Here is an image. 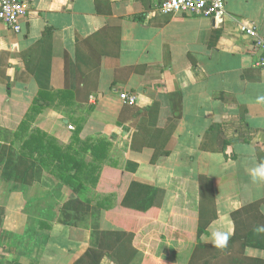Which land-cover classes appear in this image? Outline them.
Here are the masks:
<instances>
[{
  "label": "crops",
  "instance_id": "crops-1",
  "mask_svg": "<svg viewBox=\"0 0 264 264\" xmlns=\"http://www.w3.org/2000/svg\"><path fill=\"white\" fill-rule=\"evenodd\" d=\"M19 1L28 7L21 31L0 24V103L29 107L41 91L70 90L73 94L45 108L32 128L65 147L80 123L79 139L109 141L107 164L131 173L139 183L167 189L173 180L210 178L217 219L201 236L202 243L214 244L215 230L230 237L231 212L247 204L260 201L264 218V182L253 183L248 172L264 162V102H257L264 97V69L256 66L260 51L255 40L239 30L240 25L254 27L264 39V0H224L221 21L163 15L158 7L167 0ZM122 92L134 95L136 104L123 106ZM141 120L152 130L171 131L166 156H156L151 148H130ZM212 126L226 141L218 153L206 151ZM19 194L24 201L21 193L2 199L0 263L18 259L29 264L35 257L38 264L77 260L64 250H58L60 259L48 258L52 233H46L39 256L32 251L24 256L27 208L22 199L14 203ZM174 198L167 190L159 222H167ZM85 237L72 242L84 249L89 247ZM244 256L264 259V249L246 248ZM100 263L111 264L108 259Z\"/></svg>",
  "mask_w": 264,
  "mask_h": 264
},
{
  "label": "trees",
  "instance_id": "trees-1",
  "mask_svg": "<svg viewBox=\"0 0 264 264\" xmlns=\"http://www.w3.org/2000/svg\"><path fill=\"white\" fill-rule=\"evenodd\" d=\"M86 74L88 71L81 73ZM72 94L70 90L41 91L29 107L10 101L0 103V125L6 127L7 120L13 121L14 138L19 142L17 150H12L10 144H0V187L3 186L6 196L21 193L31 211L27 212L23 230L24 256L28 257L31 251L39 256L47 235L45 230L51 229V222L60 213H88L87 194L92 191L108 195L105 203L109 204L102 210L95 247L87 248L72 264H100L104 258L111 264H264V259L244 256L246 248L264 249V231H257L264 227L260 201L231 212L234 229L226 247L202 243L201 236L217 219L210 178L200 176L195 182L173 180L167 189L139 183L131 173L107 164L109 141L102 137L79 139L80 123L65 147L32 128L45 108ZM4 113L6 120L2 119ZM218 130V126L210 127L206 151L218 153L226 145ZM170 136L171 131L152 130L141 120L130 148H151L156 156H166ZM37 185L47 190L46 196L35 195L43 194ZM32 189L35 192L30 196ZM167 190L175 198L171 214L163 224L158 221V213ZM4 214L1 201L0 229ZM44 214L51 220H46ZM37 258L30 260V264H38ZM8 264H19L18 259Z\"/></svg>",
  "mask_w": 264,
  "mask_h": 264
},
{
  "label": "rangeland",
  "instance_id": "rangeland-1",
  "mask_svg": "<svg viewBox=\"0 0 264 264\" xmlns=\"http://www.w3.org/2000/svg\"><path fill=\"white\" fill-rule=\"evenodd\" d=\"M7 125H6V130H2V128L0 127V144H5V145H11V149L12 150H17L19 147V142L14 138V133H15V129L11 127V125L14 123L13 121H6ZM2 186V185H1ZM38 186V190L39 192L43 193L40 194L38 192V194L35 193V195H38L40 197L42 196H46V192L44 193L45 189L40 186ZM35 190L32 189V191L30 192V196L32 193H34ZM6 192L2 187H0V203L2 201L3 198H5ZM9 195V194H8ZM96 194H94V192L91 191L90 194H87V198L89 199V212L86 214H63L60 213L56 219H54V222L51 225L52 228V232H48V230H46L45 232L50 235V233L53 234L54 238L53 241L50 242L51 245H49V250L48 253L50 255H48V258L51 260L54 259H60V256L58 254V250L60 252L67 251L70 254V259H74L75 257H80L87 248L89 247H95L96 245V241L98 238V233H99V227H101V218H103V214L104 212L102 210H104L106 208V206H108L109 203H105V199L106 197H97L95 196ZM29 197H26V199ZM22 197L21 195H16L13 196V201L16 205H18L19 203H21L23 201H21ZM12 201V202H13ZM26 200L24 199L23 201V205L25 206L24 209H26V212H31L29 211L28 205L25 202ZM26 205H25V203ZM115 202L110 203L111 205H114ZM29 204V203H28ZM36 209V208H34ZM40 212V211H38ZM46 215V214H44ZM46 220L51 218L49 216L46 215V217H44ZM50 230V229H49ZM83 232H86V234H83ZM82 235H86V241L87 244L89 243V247L87 246L86 248L82 249V247L80 248V244H76L73 243L72 241H77L78 236H82ZM82 238V237H81ZM47 239V238H46ZM44 239V240H46ZM82 241V239H81ZM83 242V241H82ZM84 243V242H83ZM81 243V244H83ZM24 248L26 247V242H24ZM55 255V256H54ZM11 257H13V255L11 254ZM63 259H67V258H63ZM104 259H108V258H104ZM52 261H49L48 264H51ZM30 264V262H29ZM42 264V263H41ZM101 264V263H100Z\"/></svg>",
  "mask_w": 264,
  "mask_h": 264
},
{
  "label": "built area",
  "instance_id": "built-area-1",
  "mask_svg": "<svg viewBox=\"0 0 264 264\" xmlns=\"http://www.w3.org/2000/svg\"><path fill=\"white\" fill-rule=\"evenodd\" d=\"M158 10L163 15H184V16H207L221 21L225 16L224 0H167L161 3ZM28 14V7L19 0H0V24L6 26L14 33L21 31L20 20ZM240 33L255 40L260 51L257 67L264 69V39H261L254 27L240 25ZM92 99V98H91ZM123 106H134L136 97L128 93L119 94ZM72 130V127H69Z\"/></svg>",
  "mask_w": 264,
  "mask_h": 264
},
{
  "label": "clouds",
  "instance_id": "clouds-1",
  "mask_svg": "<svg viewBox=\"0 0 264 264\" xmlns=\"http://www.w3.org/2000/svg\"><path fill=\"white\" fill-rule=\"evenodd\" d=\"M257 102H264V97H258ZM250 179L253 183L264 182V162L248 169ZM257 231H264V227H260ZM211 240L218 248H224L228 244L229 235L225 231L215 230L212 232Z\"/></svg>",
  "mask_w": 264,
  "mask_h": 264
}]
</instances>
